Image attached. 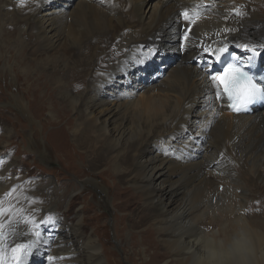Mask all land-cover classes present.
<instances>
[{
	"label": "bare ground",
	"instance_id": "obj_1",
	"mask_svg": "<svg viewBox=\"0 0 264 264\" xmlns=\"http://www.w3.org/2000/svg\"><path fill=\"white\" fill-rule=\"evenodd\" d=\"M142 1L77 0L67 11L49 0H0V77L38 64L50 79L33 87L14 84L17 92L3 100L23 119L11 108L2 109L0 117H10L6 121L27 150L22 152L26 158L56 166V180L36 179L47 170L34 165L35 176L22 172L24 164L11 158L14 142L0 146L5 172L0 173V246L10 257L12 247L36 240L32 233L40 231V243L24 264H113L106 254L114 257L116 251L101 233L105 211H110L114 220L130 213L129 220L141 229L137 235H152L149 244L161 253V264H264V106L251 115L231 114L204 71L209 60L217 70L215 56L203 52L207 47L217 54L222 45L240 54H246L243 46L261 49L264 68V0H144V11ZM183 12L196 22L186 50L178 51L188 28ZM4 48L12 55L8 63ZM171 52L174 58L168 60ZM195 56L200 66L190 64ZM130 78L137 82L125 101L120 95L101 98L103 91ZM65 82L69 90L71 85L84 89L83 96L70 93ZM49 84L56 91L41 90ZM63 106L69 114L61 113ZM45 113L43 150L35 124ZM9 132L0 124L2 140L13 141ZM207 137V145H201ZM180 144L186 149L175 150ZM170 146L174 152H168ZM191 150L203 151L199 160L182 153ZM75 157L88 170L84 181L76 174ZM57 160L66 162L62 169L73 179L61 190L64 176ZM95 181L105 182L110 199L108 204L103 196L101 212L91 214L101 220L92 226L96 238L82 234V217L75 225L66 217L89 205L82 195ZM119 184L124 188L116 193ZM80 187L83 191L70 197L69 191ZM66 200L68 211L58 216L57 207ZM35 209L39 218L30 215ZM52 213L61 220L43 226L41 218ZM126 231L135 245L136 232L131 225ZM137 256L145 258V248Z\"/></svg>",
	"mask_w": 264,
	"mask_h": 264
},
{
	"label": "rangeland",
	"instance_id": "obj_2",
	"mask_svg": "<svg viewBox=\"0 0 264 264\" xmlns=\"http://www.w3.org/2000/svg\"><path fill=\"white\" fill-rule=\"evenodd\" d=\"M76 2H77V0H49V4L60 3V6L64 7L67 11H69L74 6V4ZM64 3H66V4H64ZM67 3H69V4H67ZM147 4H148V2H145L144 0L142 2H140V7L143 11L146 10ZM263 11H264V7H263ZM2 35H3V33L0 32V38L2 37ZM2 54H3V58L6 59V62L8 63V61L11 59L12 55L9 54V52L6 48H4ZM148 54H150V53H148ZM171 54L172 55H170V58H168V60H171L174 58L175 53L171 52ZM150 55H152V54H150ZM200 59L201 58L195 56V57H193V60H190V64H195V65L200 66V64H201V62H199ZM3 64H5V61L3 62ZM147 64L149 65V62H147ZM37 65L38 64H34V67L28 68V69H25L24 66H21L18 70H16L14 72L15 75L13 74L11 77H6V76L0 77V111H2V109H4V108H11V109L15 110V112L23 119V116L20 115L19 110L16 108L10 107L8 104H6V102H4L5 100H3V98H6L8 96V93H10V92L11 93L17 92V89L15 87H12L14 84L23 83V84H26L30 87H33V86H36V83H41L42 80L50 81L46 71L39 69ZM135 65H136V63L132 64V66H135ZM159 71H160L159 72L160 75L158 76V78L160 79V78H162L161 77L163 75L162 71H164V69L163 68L159 69ZM43 74H46V75L44 77H42ZM88 82L89 81H86L87 86L89 85ZM135 82H137V81H135V79L132 80L130 78V79H128L129 84L123 83L121 86H118L115 84L111 89H109V90L107 89L106 91H103V93L101 94V98L103 100H107L109 97L116 98V97H119V95H120L119 100L121 102L125 101L127 99V97L131 94V93L129 94V91H130L129 89H132V87L134 85H136ZM65 88L66 89L68 88V91L70 93L71 92H77V94H79L81 96H83V94L85 92V90L82 89L81 87H79L77 90H73L72 85H71V90H69L70 86L67 82H65ZM122 89H124V90H122ZM41 90L56 91L54 88V85H50V84L47 87H41ZM130 97H132V95ZM66 110L67 109H65V107L63 106L61 113H63L64 111L67 112ZM69 113L70 112L68 110L67 114H69ZM57 116H58V114H57ZM72 116L75 117V119H76V116L73 113H72ZM8 118L10 119V117L8 115H4V116L0 117V124H6L10 128L11 132H9L8 135L13 138V141L2 140L1 136H0V146H3V145L4 146H10V143L14 142L15 148H12V149H13L15 154H13V152H11L10 153L11 158L13 160L16 159L17 161H20L24 164V168L22 169V172L30 173V175H31L36 171V168L34 167V165H37L38 169L42 170V168H44L47 171H43V172H41V174H38L36 176H35L36 173L33 174V176H35L34 178L38 179L41 177L40 175H43L44 179L56 180V177L53 175V172H52V171L56 170V169H54V168H56V166H54V164H50V165L46 166L45 164L41 163L40 160L36 156H31L29 158H26L22 154V152H26L27 150L24 148V145L20 143V141H17L20 139H16L17 135L14 133V130L10 126L9 122L6 121V120H8ZM75 119H74V121H75ZM47 120H49V114L45 113L44 116L40 120H38L40 122V125L35 124L36 129L40 133L39 137L42 140V141H40V143H41L40 146H42L43 150H44V148H43L44 139H43V131H42L41 125H42V123H44V121H47ZM95 129L97 130V128H95ZM68 133H69L70 138H71L72 132L68 131ZM210 138L211 137H207L205 141L203 140L201 145L203 144L204 146H206L208 141L210 140ZM24 139L26 142V138H24ZM71 141H73L72 138H71ZM172 144L174 145L176 143H172ZM74 145L77 148L75 143H74ZM12 146H13V144H12ZM177 147L178 148H174V147L170 146V147H166V149H168V152H170V153L174 152L173 150H170V148H174L175 150H181V148L186 149L181 144H180V146L178 145ZM3 149H4L3 154H5L6 147H4ZM78 152H82V151L80 149H78ZM202 152H203L202 150H198L196 152L194 150H191V151H188L185 153H184V151H182V153L185 156H187L188 158H192V160H195V159L199 160L200 159L199 156ZM16 153H18V154H16ZM77 154L78 153H77L76 149L74 148V150L72 151V155L75 156ZM85 157H86V155H85ZM84 162H85L88 170L91 172L87 157L84 160ZM63 163H66V162L61 161V160L56 161L57 169L61 170V172L63 173V176H64L63 180L60 181V185L58 186V189H60V190H61V187L65 183H67L69 181H71V182L73 181L71 174L69 172H67L66 169H62ZM72 163H73V166H75V168H76V174L78 175L79 180L84 181V178H85L86 174L88 173V170L81 164V161L77 157H75V162H72ZM6 166H8V164ZM1 172H4L2 164L0 165V173ZM98 173H99V170H98ZM103 174H107V175L109 174L110 175L111 173L110 172L109 173L104 172ZM109 175H108V177H109ZM111 176H112V178H111ZM10 177H11V175H10ZM10 177H8V179H7L8 181L11 179ZM109 179L111 181H113L114 183H116L115 177L113 175H110ZM104 184H105V182H102V181L96 182L95 181L94 183L92 182L91 184L87 185L86 187L88 189V192L83 194L82 198H85L86 203H88L89 205H87L84 210H81V205H80V206H78V208L76 210H73V215L70 218H69V216H66L68 223L71 225H75L77 223L78 219H80V217H82L81 229L84 231L82 233L83 235L92 236V237L94 236L96 238V234L93 232L92 226L101 220H99V218H97L94 214L93 215H91V214L94 212L96 213V211L101 212V210L98 207V203L100 202V199L103 196H106V201L108 204H110V199L108 198V193L105 189ZM123 188H124L123 185L119 184V189L116 191V193H120V191ZM103 190H105L106 193ZM82 191H83L82 187L75 189V190L71 189L69 191V193L71 192L70 197H71V195L74 196L76 194H80V192H82ZM101 191H103L104 194ZM177 199H178V197H177ZM34 200H35V202H39V199L35 198ZM43 200H44V193L42 194V201ZM3 202H5V204L11 203L12 197H10L8 199H3ZM27 204H28V201L18 203V209H21L22 207H24ZM67 204H68V201L66 200V201H64V203L60 207H57L56 212L58 213V216H62L63 212H65L66 210L68 211ZM92 207H95V208H93V210H92ZM58 209H60V210H58ZM40 214H41V212L37 209H35L33 212L30 213L32 218H39ZM128 214H130V213L125 214L126 217H125V215H118L117 218L114 220L115 214L111 213L110 211H105V220L104 221L107 224H106V228L103 229V231L101 232L102 238L105 239L107 242H109V245L107 247H110L111 250L116 251V255H114V257L111 253L110 254L108 253L106 255L111 259L113 264H116L113 261V258L116 259V261L120 262V264H161L160 263L161 255H158L161 253H159V251H156L154 249V247H152V245L149 244V242H151V240H152V238H151L152 235H149L148 232L146 234H142V237L137 235V232H139L141 229H140L139 225H136L134 223V221L131 222V220H129ZM41 219L43 221L47 220L48 222H50V219H53L56 222V224H57V222H59L61 220L60 217H56L55 213L44 216ZM18 221L21 223L23 222L22 220H19V219H18ZM101 224H103V222H101ZM127 225H131L132 226V232H136L134 244H135V242H137V243L135 245L132 244V242H133L132 238L133 237L130 236V234H128V232L126 231ZM43 226H45V225L43 224ZM45 227H48V226H45ZM118 230H119V232L117 235ZM122 230H124V231H122ZM55 232H57V231H55ZM90 233H91V235H90ZM37 247H38L37 245L35 247H33L31 252H35ZM140 248H142V249L145 248V253H146L145 258L139 259V257L137 256L138 250ZM147 251H149V252H147ZM99 252L102 254L104 253L102 251H99ZM104 255H105V253L103 254V256ZM103 261H105L104 258H103ZM164 263H165V261H164ZM40 264H44V260Z\"/></svg>",
	"mask_w": 264,
	"mask_h": 264
},
{
	"label": "snow or ice",
	"instance_id": "obj_3",
	"mask_svg": "<svg viewBox=\"0 0 264 264\" xmlns=\"http://www.w3.org/2000/svg\"><path fill=\"white\" fill-rule=\"evenodd\" d=\"M181 15L184 20L188 22V28L183 34L185 42L180 43L177 50L185 51L190 42L189 32L192 31L191 25L196 21L194 16H190L188 12H183ZM220 51L223 53L226 49L221 48ZM243 51L245 53H250L251 62L261 53L262 50L257 48L249 49L247 46H243ZM203 52L214 55L217 61L221 59V56L216 55L210 48H203ZM211 64L212 61L209 60L208 64L204 67L207 79L211 81L210 87L216 89L215 97L217 99L226 97L231 102L229 107L233 112H247L250 105L256 102H264V87H262L253 75L249 74L248 71L243 70L242 65H239L238 63H226L222 70L217 71L212 70L210 67ZM2 214L3 212L0 211V215ZM41 223L48 226L49 222L46 220ZM2 227L3 225L0 224V228ZM32 234L36 237V240L30 241L27 244H16L10 249V257L8 255L9 250L0 246V264H24V260L28 257L33 247L40 243V231H35ZM0 244H2V239H0Z\"/></svg>",
	"mask_w": 264,
	"mask_h": 264
}]
</instances>
